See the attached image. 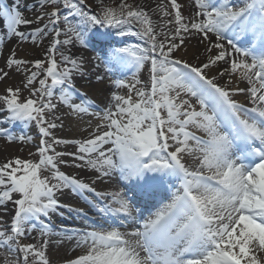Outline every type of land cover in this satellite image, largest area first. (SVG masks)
I'll list each match as a JSON object with an SVG mask.
<instances>
[{
    "label": "snow or ice",
    "instance_id": "1",
    "mask_svg": "<svg viewBox=\"0 0 264 264\" xmlns=\"http://www.w3.org/2000/svg\"><path fill=\"white\" fill-rule=\"evenodd\" d=\"M36 3L38 12L23 0H0V49L8 52L0 51V82L23 76L0 93V139L33 144V136L6 127L16 123L38 136L29 152L37 160L0 162L3 264H56L48 248L65 240L76 254L60 264H264V0ZM112 30L139 42L115 41ZM90 33L108 41L95 59L111 87L93 73L103 108L76 80L87 75L90 62L77 52ZM193 38L203 51L190 62L177 53ZM45 39L43 59L18 55ZM65 110L79 122V138L55 135ZM113 177L110 190L98 187ZM65 190L84 196L88 210L62 203ZM146 201L154 210L128 231L104 219L58 231L47 222L65 208L136 225ZM33 232L37 242L25 243Z\"/></svg>",
    "mask_w": 264,
    "mask_h": 264
},
{
    "label": "bare ground",
    "instance_id": "2",
    "mask_svg": "<svg viewBox=\"0 0 264 264\" xmlns=\"http://www.w3.org/2000/svg\"><path fill=\"white\" fill-rule=\"evenodd\" d=\"M120 1V0H119ZM7 2L9 4L12 3V0H7ZM24 4H32L34 6V11L38 12L39 11V6L36 3V0H23ZM145 0L141 3H144ZM150 2V0H149ZM179 2L181 4H186L187 0H179ZM154 3V2H153ZM185 15H187L189 13V11H191L188 8H185ZM25 15L28 18H32L33 17V11H28L26 8L24 9ZM34 27H36L35 24L33 25H29V26H21V30L25 31V32H29V30L31 31ZM5 31V29L0 26V34H3ZM113 35H112V39L115 41H119L121 39H126L128 43H137L139 41H137V39L135 37H130V38H121L119 36H117L115 34V30H112ZM90 35V43L88 47H84V48H79L77 55L82 56L86 61H89L90 63H88L86 65V71H87V75L85 76V78L83 80H81L79 78V76L76 77V80L78 82V86H81V90H86L90 93V95L92 96V98L95 100V104L97 106V108H103L105 106V92L99 90L96 85H97V81L95 80V76L93 75V73L95 72H99L101 75L105 76V82L103 85L104 89H108L111 87L110 83H109V74L105 73V65L103 63H101L100 60L95 59V57L99 56V57H104L106 55V51H107V44L108 41H105L103 39H100L99 37L93 35V34H89ZM61 39H63V37H61ZM49 39H45V42H48ZM30 44V43H29ZM101 44L103 45V47L101 46ZM16 43L15 41H13V43L10 45V47H15ZM44 47V46H43ZM199 48V51H203L202 48H200L197 44V39L193 38L190 40V42H187V48L182 49L180 52L177 53L178 56H183L185 59H188L190 62L193 61L194 58V53L197 51V49ZM25 51L24 52H20V55H28L29 53L34 52L33 48L30 47L28 44L26 46H24ZM42 49V48H41ZM0 51L4 52V55L7 56L8 52L7 49H0ZM74 51H76V49H74ZM3 61L0 60V64H2ZM14 77H21V75H13ZM227 79V78H225ZM88 80H91V87L89 86V84L87 83ZM5 82V81H4ZM4 82H0V92L4 89V87L7 85ZM223 83V81H221ZM240 87H245V83H239ZM114 90V89H112ZM237 99H243V96L240 95L237 97ZM63 115V119H64V127L65 129L68 131L67 132V137L68 138H79V136L81 135L79 128H78V124L79 122L74 119L71 118L67 115V110H65L64 112L60 113ZM9 125H6V127H8ZM10 127V126H9ZM8 127V128H9ZM11 128V127H10ZM9 128V129H10ZM31 134V132H29ZM74 149H69L68 151H72ZM16 153V146L14 145H6L2 139H0V162L4 161L5 159H9V158H13L14 155ZM65 159L71 161V157H66ZM62 170L66 171V172H75L77 175L82 176L84 179L88 180L93 178L94 174L91 173L89 170L87 169H75V168H65L62 166ZM115 177H113L111 179V181L109 180H105L102 184H99L98 187L99 188H104L106 190H110L112 185L115 184ZM66 192H68V190H65ZM87 197L91 196L89 194H85ZM61 202L62 203H71L74 206H79V207H84L85 210L87 211V206L85 204V197L84 196H80L79 194H72L70 192H68V194L66 196H62L60 197ZM149 202V206H153V204L155 203V201H148ZM141 205V204H140ZM9 208H12V205L9 204L8 206ZM139 210H141V206H139L137 212H136V216L137 218H143L144 217V213H142L141 215L139 214ZM58 211H60V213H53L51 215L50 220H47V222L54 227V231H56V229H61L62 227H75V228H80L81 226H83L85 223L90 224L89 221H87L84 217H81L79 215H77L76 213H69L67 211V209L65 208H61L58 209ZM139 211V212H138ZM61 213H65V215H67L68 217H71V219L73 220H68L65 217H63L61 215ZM59 214V215H58ZM76 217H80V218H76ZM121 224V223H120ZM134 224L131 221L126 222L124 225L121 226V231H128L132 228ZM57 226V227H56ZM38 236L37 232H33L31 234L30 237L26 238V240L24 241L25 243H32L29 242V239L32 240V237H36ZM60 239V236H53L52 240L53 242ZM34 240V239H33ZM74 246V242L70 243L69 241L65 240L63 243V246H58L55 243H53L49 248H48V252L47 254L54 260L56 261V264H60V258H64L66 256H72L75 255L76 253H74L72 251V248Z\"/></svg>",
    "mask_w": 264,
    "mask_h": 264
},
{
    "label": "rangeland",
    "instance_id": "3",
    "mask_svg": "<svg viewBox=\"0 0 264 264\" xmlns=\"http://www.w3.org/2000/svg\"><path fill=\"white\" fill-rule=\"evenodd\" d=\"M143 1L144 0H140V3L143 2ZM106 2H107V4L109 6H118V4H119L120 1L119 0H106ZM127 2L132 3V0H127ZM148 2H149V0H148ZM153 2L155 3L156 0H150L149 3H153ZM93 10L96 11L97 9H93ZM29 43H28V45L33 48L32 44L31 43L29 44ZM48 43H49V41L48 42H45V40H44L43 41V45L41 47L33 48L34 52L29 53L27 55V58L28 59H36V58L43 59L44 58L43 57V51H44V48H46V46L48 45ZM26 45H24V46H26ZM15 47H16V45H15ZM18 55H20V52L19 51H18ZM13 75H16V74L13 73ZM145 78H146V74H145ZM22 79H23V76L22 75H21V77H19V76L18 77H14L13 76L12 79L6 80L4 83L7 84L6 86H13V87H15V86H17V85L20 84V81ZM91 82H92L91 80H88L87 81L88 84L91 83ZM6 86L4 87V89L6 88ZM4 89L0 93H2L4 91ZM27 96H28V92L25 91L23 93L22 99L23 98H26ZM62 117H63V115H62ZM32 130H36L35 127H32ZM54 131H55V135H57L58 137L68 138L67 137V132L68 131L65 129V127H63V128H59L58 127ZM31 136H33V138H34V143L33 144H27V145H25V144H19V143L13 144L14 146H16V153H15L14 157L19 156V157H21L23 159H32V160H37L38 159V157H36V156H30L29 155V152H35V146H36V143H38V137L35 134L34 135H31ZM2 141L6 144V142L3 139H2ZM69 149H73V148L72 147H69L67 150H69ZM58 150H63V146L61 148H58ZM43 175H48V173L47 172H42V176ZM29 242L35 243L37 241L36 240H33V239L32 240L29 239ZM5 258H6V254L2 250H0V263L1 264H3V261L5 260Z\"/></svg>",
    "mask_w": 264,
    "mask_h": 264
}]
</instances>
